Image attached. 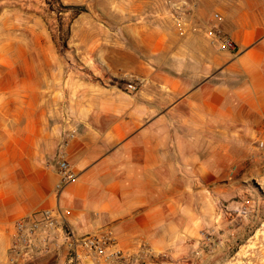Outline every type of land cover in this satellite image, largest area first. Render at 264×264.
I'll return each instance as SVG.
<instances>
[{"label":"crops","instance_id":"0c3cea01","mask_svg":"<svg viewBox=\"0 0 264 264\" xmlns=\"http://www.w3.org/2000/svg\"><path fill=\"white\" fill-rule=\"evenodd\" d=\"M112 1L111 45H70L105 83L81 63L59 79L52 45L0 44V264H74L66 250L34 262L11 252L19 220L57 208L79 235L112 232L132 258L121 264L191 252L209 194L223 191L216 168L264 139V0H188L186 27L165 0ZM62 155L77 179L57 194Z\"/></svg>","mask_w":264,"mask_h":264},{"label":"rangeland","instance_id":"374dc122","mask_svg":"<svg viewBox=\"0 0 264 264\" xmlns=\"http://www.w3.org/2000/svg\"><path fill=\"white\" fill-rule=\"evenodd\" d=\"M112 0H0V44L52 45L46 50L61 75L79 73L87 80L105 83L107 75L94 60L80 62L70 45H111ZM167 12L170 14L168 6ZM53 54V55H52ZM86 65V66H85ZM75 68V69H73ZM60 84V85H59ZM58 89H63L62 83ZM264 139H247L246 146H232L228 168L217 169L213 186L223 191L209 194L213 209L200 212L196 248L181 256H167V264H264ZM209 191V190H208ZM252 197L253 209L244 214L243 203Z\"/></svg>","mask_w":264,"mask_h":264},{"label":"built area","instance_id":"2783aa9c","mask_svg":"<svg viewBox=\"0 0 264 264\" xmlns=\"http://www.w3.org/2000/svg\"><path fill=\"white\" fill-rule=\"evenodd\" d=\"M169 12L175 23L181 27L188 25V18L195 9V4L188 0H165ZM209 36L220 39L225 48L235 50L232 41L226 37L223 32L213 26ZM184 35V31L181 32ZM129 89L135 90L136 87L130 83ZM72 133L71 138L74 137ZM67 145V141L62 145ZM264 148V141L260 143ZM59 182L56 185V193L60 194L69 184L77 179L72 165L62 155L59 161L58 169ZM242 212L247 214L250 209L255 212L256 202L252 197L245 199ZM68 210L60 208L54 210H45L33 218L21 219L16 223L15 235L11 246V252L14 254V260H24L34 262L51 252L66 250L70 260L77 264L83 259L96 255L108 264H121L127 260L132 263V258L127 257L123 250L118 247L117 239L112 232L103 235H79L67 222ZM167 253H161L155 260L157 264H167Z\"/></svg>","mask_w":264,"mask_h":264}]
</instances>
